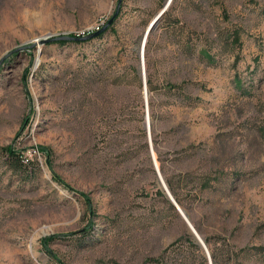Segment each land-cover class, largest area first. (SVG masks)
<instances>
[{"label":"rangeland","instance_id":"rangeland-1","mask_svg":"<svg viewBox=\"0 0 264 264\" xmlns=\"http://www.w3.org/2000/svg\"><path fill=\"white\" fill-rule=\"evenodd\" d=\"M164 2L0 0V264H264V0Z\"/></svg>","mask_w":264,"mask_h":264},{"label":"water","instance_id":"water-1","mask_svg":"<svg viewBox=\"0 0 264 264\" xmlns=\"http://www.w3.org/2000/svg\"><path fill=\"white\" fill-rule=\"evenodd\" d=\"M170 1L171 0H165L164 5H163V9L159 13V15L157 16L155 21H158L163 16V14L165 13V11L167 10V8H168V6L170 4ZM119 6H120V2L117 5L116 12L113 15V17L101 29L97 30L94 33H90V34H88V35H86L84 37H80V38L79 37H69V36H66V35L46 36V37L38 40L37 43H38L39 46H43V45H46V44H49V43H53V42H58V41H77L78 42V41H86V40L95 38L98 35H100L103 31H105L113 23L115 17L118 14ZM1 63H2V60L0 61V65H1ZM144 92H145V95H146V84L144 86ZM147 129H148V131L150 129V124H149L148 117H147ZM151 157H152V160H153V166H154V170H155L156 175H157V180H158L159 187H162V191L164 192L167 200L171 203V205L176 209V211L181 216V218L185 221V223L187 224L190 232L194 235V237L198 241L199 245L204 249L208 260L211 261L210 255L208 253V250H207L203 240L196 233V231L194 230L192 225L187 220V217L185 216L184 212L180 209V207L176 203L175 199L173 198V196L171 195L170 191L168 190L163 178L161 177V174H160V172L158 170L156 161H155V159H154L152 154H151Z\"/></svg>","mask_w":264,"mask_h":264},{"label":"trees","instance_id":"trees-1","mask_svg":"<svg viewBox=\"0 0 264 264\" xmlns=\"http://www.w3.org/2000/svg\"><path fill=\"white\" fill-rule=\"evenodd\" d=\"M116 19V18H115ZM115 19H114V21H115ZM113 21V22H114ZM113 25V23L105 30V31H103L100 35H98L97 37H95V38H92V39H89V40H86V41H58V42H55V43H57V44H60V45H65V44H67V43H74V44H80V43H86V42H90L91 40H93V39H97V38H100V37H102L107 31H108V29L111 27ZM148 84H149V82H148ZM181 102H184V104H186V105H191V104H195L198 100L197 99H191V98H184V97H182L181 98V100H180ZM4 153H5V155H6V157H7V159H6V161L8 162V164L10 165V168L11 169H13V170H15V171H26V170H28L29 172L28 173H33L34 171H36L37 169V167L33 164V162L32 161H30V160H28L27 159V161H26V159H24L23 157H22V154L19 152V151H15V150H13V149H11V148H7L5 151H4ZM170 188V187H169ZM161 196H162V194L161 193H159ZM175 197V196H174ZM176 199V198H175ZM176 201V203L177 204H179V202L177 201V199L175 200ZM171 207V209L174 211L175 209H174V207L171 205L170 206ZM51 240H53V237L52 238H49V239H45L43 242L44 243H46V241H51ZM194 246V248L197 250V251H199V248H198V246H196V245H193ZM200 252V251H199ZM211 258H212V261L214 262V263H216L217 262V257H216V255L212 252L211 253Z\"/></svg>","mask_w":264,"mask_h":264},{"label":"built area","instance_id":"built-area-1","mask_svg":"<svg viewBox=\"0 0 264 264\" xmlns=\"http://www.w3.org/2000/svg\"><path fill=\"white\" fill-rule=\"evenodd\" d=\"M98 28H96V30H97ZM24 159H25V157H23ZM26 161H27V159H26Z\"/></svg>","mask_w":264,"mask_h":264},{"label":"bare ground","instance_id":"bare-ground-1","mask_svg":"<svg viewBox=\"0 0 264 264\" xmlns=\"http://www.w3.org/2000/svg\"><path fill=\"white\" fill-rule=\"evenodd\" d=\"M162 189V187H160ZM198 242V241H197Z\"/></svg>","mask_w":264,"mask_h":264}]
</instances>
